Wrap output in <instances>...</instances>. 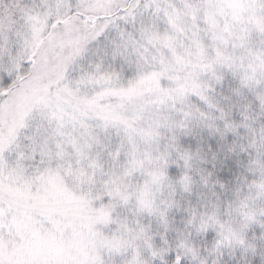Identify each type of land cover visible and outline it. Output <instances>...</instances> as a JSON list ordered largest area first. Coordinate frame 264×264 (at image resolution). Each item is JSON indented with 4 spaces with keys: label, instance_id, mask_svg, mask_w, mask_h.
<instances>
[{
    "label": "snow or ice",
    "instance_id": "6c2138e0",
    "mask_svg": "<svg viewBox=\"0 0 264 264\" xmlns=\"http://www.w3.org/2000/svg\"><path fill=\"white\" fill-rule=\"evenodd\" d=\"M0 264H264V0H0Z\"/></svg>",
    "mask_w": 264,
    "mask_h": 264
}]
</instances>
